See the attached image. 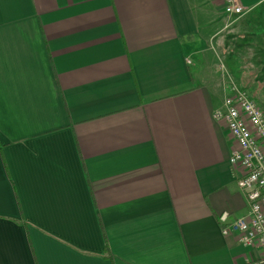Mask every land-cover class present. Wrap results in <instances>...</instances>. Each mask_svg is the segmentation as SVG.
Returning a JSON list of instances; mask_svg holds the SVG:
<instances>
[{"label":"crops","instance_id":"obj_1","mask_svg":"<svg viewBox=\"0 0 264 264\" xmlns=\"http://www.w3.org/2000/svg\"><path fill=\"white\" fill-rule=\"evenodd\" d=\"M240 2L0 0V264H264L218 222L248 207L216 115L264 70Z\"/></svg>","mask_w":264,"mask_h":264},{"label":"built area","instance_id":"obj_2","mask_svg":"<svg viewBox=\"0 0 264 264\" xmlns=\"http://www.w3.org/2000/svg\"><path fill=\"white\" fill-rule=\"evenodd\" d=\"M223 11L229 16L244 12L240 0H221ZM223 112L217 118L224 121L233 137L235 147L230 163L238 165L237 185L247 202V212L230 217L218 216L224 235L235 233L246 246H260L264 250V111L246 91L230 82L224 96Z\"/></svg>","mask_w":264,"mask_h":264},{"label":"rangeland","instance_id":"obj_3","mask_svg":"<svg viewBox=\"0 0 264 264\" xmlns=\"http://www.w3.org/2000/svg\"><path fill=\"white\" fill-rule=\"evenodd\" d=\"M228 57V54L225 55ZM223 74L226 72L222 68ZM239 72V71H238ZM227 73V72H226ZM243 73L242 83L247 86L248 92L245 88H242L253 98L260 108L264 111V70H245L241 71Z\"/></svg>","mask_w":264,"mask_h":264}]
</instances>
